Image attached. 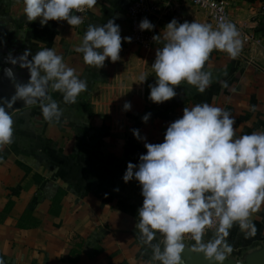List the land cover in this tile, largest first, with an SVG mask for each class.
<instances>
[{
  "label": "crops",
  "instance_id": "obj_1",
  "mask_svg": "<svg viewBox=\"0 0 264 264\" xmlns=\"http://www.w3.org/2000/svg\"><path fill=\"white\" fill-rule=\"evenodd\" d=\"M132 1L97 0L83 26L74 29L64 21L29 23L22 0H0V85L10 56L18 60L30 51L31 60L44 48L63 56L88 84L72 104L64 103L61 92L47 89L43 103L50 99L59 104V121L44 120L41 103L11 113L13 142L0 147L4 264H147L152 249L135 229L143 204L141 187L135 179L123 181L127 164H138L139 156L146 154L144 143H162L168 125L182 117L183 109L200 103L229 112L237 137L264 131V22L259 17L263 0H222L233 24L258 21L251 30L253 41L243 45L236 59L214 50L206 64L212 83L203 93L182 82L175 88L177 95L161 104L149 100V85L156 83L151 66L162 39L148 50L122 39L120 59H107L102 68L85 64L76 51L89 24L112 19L121 37H128L125 11ZM157 2L165 14L154 25L155 36H162L173 19L207 23L205 13L188 1ZM3 98L0 89V101ZM125 102L131 103V110H123ZM148 113V122H142ZM133 129L146 141L136 139ZM249 219L254 234L234 225L224 238L232 248L227 256L235 260L264 247V204ZM214 237L215 231L208 232L204 240ZM160 239L157 234L152 243ZM184 243L192 248L195 241L184 238Z\"/></svg>",
  "mask_w": 264,
  "mask_h": 264
},
{
  "label": "clouds",
  "instance_id": "obj_2",
  "mask_svg": "<svg viewBox=\"0 0 264 264\" xmlns=\"http://www.w3.org/2000/svg\"><path fill=\"white\" fill-rule=\"evenodd\" d=\"M23 12L29 23L39 19L41 26L49 21H66L71 27L82 24L78 14L92 8L97 0H22ZM139 30L152 31L154 25L141 20ZM121 29L114 20L104 24H89L77 52L83 54L85 64L102 68L107 59H120ZM163 41L158 47L151 68L155 85H149V100L161 104L173 99L176 87L182 82L203 93L212 83V73L206 64L214 50L236 59L243 49V39L236 25L226 19L214 29L211 24L176 19L163 29V35L153 40ZM26 51L17 59L9 57L15 65L27 68L30 80L16 84L12 102L22 100L25 105L40 101L46 121H59L62 110L56 101L43 103L47 89L62 93L66 104L76 103L88 88L87 81L76 75L75 69L64 63V58L52 48H44L28 56ZM6 74L12 78L13 73ZM141 81L146 78L142 75ZM227 87V83L223 84ZM12 107L11 103L7 104ZM124 111L131 110L125 102ZM150 113L142 117L147 123ZM235 119L220 107L209 103L195 104L183 109L181 118L170 123L162 143H144L146 154L139 163L127 164L123 181L135 179L141 187L143 204L137 210L135 229L142 242L152 249L147 264H181L185 248L184 237L190 235L195 244L190 249L203 254L210 264H225L232 251L224 238L234 225L251 235L255 228L250 221L253 212L264 204V131L236 135ZM133 136L142 141L139 130ZM14 120L0 106V147L13 142ZM119 191V189H115ZM216 223L215 237L204 240L205 229ZM157 234L160 241L153 244ZM162 245V247H161ZM0 264L4 261L0 259Z\"/></svg>",
  "mask_w": 264,
  "mask_h": 264
},
{
  "label": "built area",
  "instance_id": "obj_3",
  "mask_svg": "<svg viewBox=\"0 0 264 264\" xmlns=\"http://www.w3.org/2000/svg\"><path fill=\"white\" fill-rule=\"evenodd\" d=\"M188 1L201 11L205 13L206 22L211 24L215 29L221 20L226 19L231 21V16L227 8V4L222 0H183ZM90 8H84L80 13H74L81 15L85 22L86 14ZM165 14V10L161 8L157 0H133L125 11L126 22L128 24V37H131V44L143 49L148 50L154 44L156 40H153L155 34L152 31L139 30V23L141 20L147 18L153 25L160 22ZM259 17L264 22V0L261 3L259 9ZM70 26L66 21H64ZM84 22L74 29H79L83 26ZM258 24L257 20H250L245 23L236 24L237 29L241 33L243 39V45H248L253 41V35L251 30ZM71 27V26H70ZM217 224L214 222L211 228H206L205 233L215 231ZM187 240H193L190 235H185Z\"/></svg>",
  "mask_w": 264,
  "mask_h": 264
},
{
  "label": "water",
  "instance_id": "obj_4",
  "mask_svg": "<svg viewBox=\"0 0 264 264\" xmlns=\"http://www.w3.org/2000/svg\"><path fill=\"white\" fill-rule=\"evenodd\" d=\"M9 69L13 73L12 78L6 74ZM2 72H4V76H2L4 79L2 80L3 84L0 85V89L4 98L0 101V106L5 107V110L8 111L9 114L15 110L40 103V101H37L36 103L25 105L22 100L12 102V98L15 95V85L27 84L30 80V75L26 68H21L19 63L13 65L11 62H8L7 66H5L4 69L2 68ZM45 98L46 96L42 98V100L44 101ZM8 103L12 104L11 108L7 107ZM190 249L191 248H184L181 264H210L209 261L205 260L203 254L196 253ZM225 264H264V247L249 253L241 260H235L227 256Z\"/></svg>",
  "mask_w": 264,
  "mask_h": 264
},
{
  "label": "trees",
  "instance_id": "obj_5",
  "mask_svg": "<svg viewBox=\"0 0 264 264\" xmlns=\"http://www.w3.org/2000/svg\"><path fill=\"white\" fill-rule=\"evenodd\" d=\"M228 255V254H227ZM244 257H243V255H240L239 256V259H236V260H241V259H243Z\"/></svg>",
  "mask_w": 264,
  "mask_h": 264
}]
</instances>
